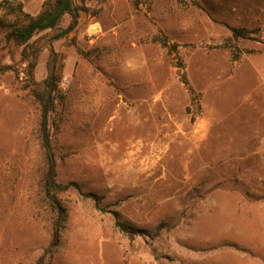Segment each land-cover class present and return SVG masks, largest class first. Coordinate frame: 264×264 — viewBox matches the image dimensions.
<instances>
[{
	"label": "rangeland",
	"instance_id": "obj_1",
	"mask_svg": "<svg viewBox=\"0 0 264 264\" xmlns=\"http://www.w3.org/2000/svg\"><path fill=\"white\" fill-rule=\"evenodd\" d=\"M22 1L36 15L48 0ZM76 2L62 38L70 15L26 46L0 28V264H264V0ZM231 26L252 31L234 51ZM51 46L66 91L58 181L79 185L59 194L55 247L25 56L38 50L43 82Z\"/></svg>",
	"mask_w": 264,
	"mask_h": 264
},
{
	"label": "trees",
	"instance_id": "obj_2",
	"mask_svg": "<svg viewBox=\"0 0 264 264\" xmlns=\"http://www.w3.org/2000/svg\"><path fill=\"white\" fill-rule=\"evenodd\" d=\"M0 6L5 10V17L0 18V28H7L6 40L16 45L26 46L31 39L44 30H54L59 28L66 15L71 16L70 24L61 30L54 39H59L73 32L79 25L83 8L78 5L76 0H48L44 3L42 10L33 15L25 10L22 0H2ZM232 36L229 37L230 45L221 47H236V41L251 37L252 31L239 26H231ZM29 61L28 79L30 81L31 93L39 102L41 108V120L39 124V138L41 151L44 157L43 187L44 196L52 210L57 213L54 220L52 246L55 247L60 242L61 229L64 221L67 219L66 209L62 206L59 194L78 188L76 182L62 184L58 181V163L54 146V127L59 129L57 121L61 116L60 106L64 104L66 91L63 90L60 83L63 77V67L59 66L60 54L51 46V54L47 62L48 75L39 82L35 76V69L38 64V50L25 54ZM237 59V57L235 58ZM11 66L0 68L1 71L9 69ZM86 197H91L100 201L101 197L95 193H85ZM117 215L116 225L125 234L136 238L146 235L145 229L138 228L126 221H122ZM169 225L162 222L158 225L156 234L153 237H159L164 228Z\"/></svg>",
	"mask_w": 264,
	"mask_h": 264
},
{
	"label": "built area",
	"instance_id": "obj_3",
	"mask_svg": "<svg viewBox=\"0 0 264 264\" xmlns=\"http://www.w3.org/2000/svg\"><path fill=\"white\" fill-rule=\"evenodd\" d=\"M100 31H101V27L98 26V27H95V28L89 30L88 35L91 36V37H94V36H95L96 34H98Z\"/></svg>",
	"mask_w": 264,
	"mask_h": 264
}]
</instances>
